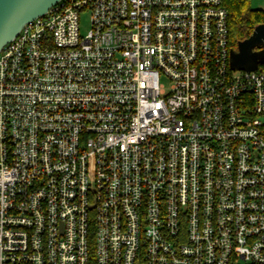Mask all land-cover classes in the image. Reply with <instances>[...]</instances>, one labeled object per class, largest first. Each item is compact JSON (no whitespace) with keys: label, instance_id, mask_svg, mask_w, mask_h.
Segmentation results:
<instances>
[{"label":"built area","instance_id":"built-area-1","mask_svg":"<svg viewBox=\"0 0 264 264\" xmlns=\"http://www.w3.org/2000/svg\"><path fill=\"white\" fill-rule=\"evenodd\" d=\"M231 50L223 0L24 23L0 49V264H264V63Z\"/></svg>","mask_w":264,"mask_h":264},{"label":"water","instance_id":"water-1","mask_svg":"<svg viewBox=\"0 0 264 264\" xmlns=\"http://www.w3.org/2000/svg\"><path fill=\"white\" fill-rule=\"evenodd\" d=\"M58 0H0V49L13 39L24 23L44 14ZM264 43V23L254 26L251 34L231 50L229 64L232 69L253 70L259 63V53L253 50Z\"/></svg>","mask_w":264,"mask_h":264},{"label":"trees","instance_id":"trees-1","mask_svg":"<svg viewBox=\"0 0 264 264\" xmlns=\"http://www.w3.org/2000/svg\"><path fill=\"white\" fill-rule=\"evenodd\" d=\"M227 9L228 41L233 50L248 37L254 26L264 23V12L252 8L249 0H223Z\"/></svg>","mask_w":264,"mask_h":264},{"label":"rangeland","instance_id":"rangeland-1","mask_svg":"<svg viewBox=\"0 0 264 264\" xmlns=\"http://www.w3.org/2000/svg\"><path fill=\"white\" fill-rule=\"evenodd\" d=\"M250 5L252 8L262 10L264 12V0H249ZM80 33L83 34L88 29V16L87 14L83 13L80 17V25H79ZM255 53H259V61L264 62V46L261 43H257L254 48ZM160 82L165 87L166 92L169 90V80L165 77L160 78Z\"/></svg>","mask_w":264,"mask_h":264},{"label":"flooded vegetation","instance_id":"flooded-vegetation-1","mask_svg":"<svg viewBox=\"0 0 264 264\" xmlns=\"http://www.w3.org/2000/svg\"><path fill=\"white\" fill-rule=\"evenodd\" d=\"M254 50V49H253Z\"/></svg>","mask_w":264,"mask_h":264}]
</instances>
